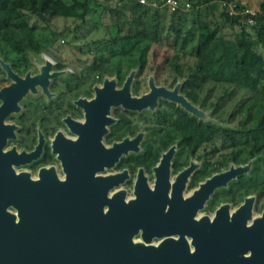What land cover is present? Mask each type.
<instances>
[{"label": "flooded vegetation", "instance_id": "af4514ba", "mask_svg": "<svg viewBox=\"0 0 264 264\" xmlns=\"http://www.w3.org/2000/svg\"><path fill=\"white\" fill-rule=\"evenodd\" d=\"M35 53L31 52V56ZM36 61L43 62L39 63L42 69L39 73H28L30 77L42 76L45 63L50 60L43 61L38 56ZM33 62L35 63V57L30 60L23 59V64L20 60L4 64L23 78L27 72L21 73L20 68L25 69L28 63ZM50 63L49 74L52 75L48 76L45 89L41 82H35L34 89L28 88L17 99L18 109L6 114L1 122L3 127H0V137L3 135V143L0 145V264H32L35 250L41 254L42 264H62L63 246L73 241L77 230L83 226L77 225L83 220L79 218V211H87V232L92 229L94 222L93 210L91 209L90 215L89 207L84 208L85 205L81 204L83 200L92 202L93 196L90 198L88 195H74L70 203L63 201L60 185L65 179V172L55 145L61 144L63 138L72 142L78 139L79 134L69 128L66 119L84 123V109L77 102L95 99L96 88H103L106 74L82 71L74 73L61 62ZM2 64L0 62V82H4L0 84V90L12 83ZM137 72L136 70L133 74L130 86L132 96H141L149 91L150 81L145 83L143 92L134 91L135 77L141 74ZM126 77L127 75L122 80L117 77L114 80V89H120ZM153 83L168 91L176 89V93L193 106L202 105L188 99L182 80L165 84L155 80ZM153 108L132 110L121 105L110 107L112 122L105 125L106 130L100 137V143L104 149L124 140L128 144L113 164L103 165L102 169L94 173V176L101 177L118 176L116 183L106 190V198L116 196L114 205L118 200L128 203L136 199L134 190L137 182L143 183L148 192L155 193L153 219L149 223L154 224L156 231L170 229L172 234H152L150 241L145 242L141 236L143 228L138 225L130 237L133 244L158 246L167 237L176 239L182 236L186 239L185 248L190 253L195 249L190 231L201 230L199 226L189 223V220L197 223L204 216L212 219L222 205H228L229 219L246 197L253 198L251 216L246 224L261 215L264 211V187L260 188L264 183L257 185L260 190L256 192L251 165L245 169L246 174L243 171L234 177L232 183L230 181L233 178H230L226 184L216 186L200 206H193L194 210L190 215L191 200H187L194 196L200 185L238 165L230 161L227 167H223L219 120L189 112L180 103L160 96ZM181 126L195 128L184 131L180 130ZM206 126H214L218 132L207 139L205 133L201 135L198 132V129ZM58 134L60 136L57 137ZM168 153L170 155L167 157L166 168L159 169L157 175L156 168ZM8 167L11 169L10 173ZM42 169L45 170L43 177ZM23 173L27 175L26 178H20ZM164 173L165 178L162 177ZM36 181L42 184L43 194L38 199H32L29 182ZM86 189L90 192L92 186L88 185ZM120 191L122 194L118 195ZM243 192L247 194H242ZM143 199L149 201L147 194H144ZM107 210L108 205L104 203L102 212ZM204 228L202 232L205 233L208 227ZM176 248L177 251L185 249L183 245Z\"/></svg>", "mask_w": 264, "mask_h": 264}, {"label": "water", "instance_id": "95a60500", "mask_svg": "<svg viewBox=\"0 0 264 264\" xmlns=\"http://www.w3.org/2000/svg\"><path fill=\"white\" fill-rule=\"evenodd\" d=\"M50 66V61H46L42 76L30 77L27 73L22 78L15 74L8 65H3L8 77L12 79V83L0 90V99L2 100L0 104V127H3L1 124L3 117L10 111L18 109L17 99L28 88L34 89L35 82H41L45 89L48 76L52 75L49 74ZM133 74L131 72L127 75L120 89H114V79L106 78L103 81V88H96L95 99L90 101L79 100L77 103L84 109V123L66 119L69 128L79 134L78 139L72 142L63 138L61 144L57 146L54 144L55 149L59 150L65 172V179L61 185L59 184L62 189L63 201L70 203L71 197L74 195L94 197L92 202L88 203L81 199L83 200L81 204L85 205L84 208L89 207L88 213L90 215L91 209L93 210L92 229L87 232L85 228L87 211L85 213L79 211V218L83 220H80L77 225L83 224V226L77 230L73 241L63 246L62 264H264V211L246 224L251 216L252 197H246L243 204L229 219L228 205H222L216 210L212 219L204 216L197 223L189 220V223L199 226L201 230V232L188 230L190 231L191 242L195 246L193 252L189 253L186 250V239L182 236L176 239L167 237L158 246L132 243L130 237L138 225L143 228L141 236L145 242L150 241L152 234H156V236L169 235L172 234V231L170 229L164 232L156 231L154 224L149 223V220L153 219L155 193L148 192L146 190L148 188L143 183L137 182L135 185L136 199L130 200L128 203L118 200L117 204L114 205L116 196L106 198V190L116 183L118 176H94V173L102 169L103 165L113 164L118 154L128 144L124 140L122 143L114 144L109 149L102 147L100 137L106 130L105 125L112 122L109 109L111 106L117 105L132 110L153 108L157 97L160 96L180 103L184 109L195 113L194 106L184 97L179 96L176 89L168 91L163 87L155 86L153 81L149 82L148 92L141 96H132L130 86L133 81ZM0 139L1 145L3 135ZM169 155L170 153L165 155L161 165L156 168L157 175L159 169L164 170L166 168ZM245 169L246 165L232 166L201 184L194 196L187 200H191L190 215L194 210L193 206H200L205 197L216 186L226 184L227 180L241 174ZM7 170L9 173L11 172L9 167ZM43 173L45 170L42 169V177ZM165 173H167L166 170ZM165 173L163 178H165ZM20 176V178L23 176L26 178L27 175L23 173ZM158 180L159 177L156 184ZM25 181L27 182L26 179ZM29 185L32 188V199H38L43 194L42 184L36 181L29 182ZM88 185L92 186L90 192L86 189ZM121 194L122 191L118 193V195ZM144 194H147L149 201L143 199ZM104 203L108 205L107 212H102ZM161 204L163 205L162 202ZM204 227H208V231L205 233L202 232ZM179 245H183L185 249L177 251L176 247ZM40 255L39 252L34 251L32 264H42Z\"/></svg>", "mask_w": 264, "mask_h": 264}, {"label": "trees", "instance_id": "16d2710c", "mask_svg": "<svg viewBox=\"0 0 264 264\" xmlns=\"http://www.w3.org/2000/svg\"><path fill=\"white\" fill-rule=\"evenodd\" d=\"M176 1L179 6L175 10L164 6V0H147L148 4H141L138 0L106 4V13L114 17L116 28L106 40V45L121 43L138 47L142 64L140 72L143 73L151 69L146 58L155 55L158 49L176 51L177 60L182 59L183 63L176 62L178 73L171 82L182 80L187 97L193 103L200 102L203 106L209 92L216 88L220 90L221 97L241 92L242 96L231 114H245L251 126L245 127L246 122L241 126H220V144L225 150L222 152V164L227 167L230 161L235 165L250 163L258 192L264 187L257 188L258 178L264 179V168L257 167V164L264 166V0L254 13L239 0H222L225 4L217 21L206 17L215 10L213 0ZM26 3L30 5L26 6ZM185 3L189 4L192 14L189 19L179 13ZM227 3L235 4L236 13H229ZM90 9V0H0V42L9 45L4 35H10L15 43L20 44L24 59H27V52H36L34 49L41 47L34 36L36 25H29L30 15L47 24L54 17L70 18L77 35L78 20L85 21ZM225 26L235 28L232 37L224 36ZM24 29H27L34 46L25 45L20 39L17 32ZM52 35L50 44L62 37L64 31L53 32ZM96 71L103 73L102 69ZM134 91L138 92L137 84ZM193 128L181 126L180 130ZM198 132L201 135L205 133L208 139L218 129L206 126Z\"/></svg>", "mask_w": 264, "mask_h": 264}, {"label": "rangeland", "instance_id": "374dc122", "mask_svg": "<svg viewBox=\"0 0 264 264\" xmlns=\"http://www.w3.org/2000/svg\"><path fill=\"white\" fill-rule=\"evenodd\" d=\"M122 0H90L91 8L86 20L78 23L80 24L79 32L77 35L73 31L75 26L74 22L70 18L54 17L48 24L42 22L41 20L30 15L27 10L26 14H29L28 22L29 25H36L34 30V36L41 44L40 48H35L36 51L34 56H31V52H27V59H33L35 57V63L27 65L25 69H21V73H39L42 69L41 64L43 62H37V57H41L43 61L46 59L52 61V63L61 62L66 68L74 73L79 72H91V73H102L97 72L96 69H102L103 73L106 74V78L122 80L125 75L136 70L137 74H140L141 58L140 49L136 46L122 45L121 43L108 44L106 45V40L111 34L115 32L114 17L111 14L106 13V4L110 3H120ZM242 5H244L249 11L256 12L259 8V4L262 0H239ZM26 1H23L25 3ZM20 4V3H19ZM29 6L30 3H26ZM212 5L215 10L210 16H206L213 21H217L219 18V13L222 10L223 1L213 0ZM189 7H183L182 13L186 18H191L192 14L189 11ZM135 25V24H134ZM235 28L225 26L223 29L224 36L232 37V33ZM64 31V35L59 39L56 38L53 44H50L52 33H59ZM27 29L17 32L19 33L20 39L25 45H32V39L29 34H27ZM76 35V37L74 36ZM9 45H6L3 41L0 42V62L8 63L13 61H21L23 64L24 52L20 44L15 43L13 38L8 35L5 36ZM54 38V37H53ZM30 40V41H29ZM46 40V41H45ZM124 47V48H123ZM15 48V49H14ZM127 49V53L125 52ZM130 51V52H129ZM138 61V63H137ZM147 66L151 69L135 77V84L138 86V90L141 92L145 89V83L148 81L160 82L162 84L169 83L177 76V63H183V60H177L176 51L171 49H158L155 55L148 56L146 58ZM140 62V63H139ZM176 64V65H175ZM7 65V64H6ZM23 66V65H22ZM0 82V84H2ZM179 82V81H178ZM176 85H179L176 84ZM246 95V94H245ZM241 92L235 94H229V96L221 97L220 90L214 89L209 92L207 97V102L201 107L194 106L195 113L200 116L211 117L213 119L219 120L221 125L229 126H241V123H245V127L251 126V121L245 114H231L233 108L236 106L237 101L241 98ZM222 98V99H221ZM215 102V105L213 103ZM154 109V108H153ZM152 109V110H153ZM17 113V112H14ZM222 152H225L222 147ZM246 168L251 164H245ZM261 165V166H260ZM257 167L264 168L262 164H257ZM247 170H244V174ZM233 178L230 182L232 183ZM260 182V183H259ZM258 183L263 184L264 179L258 178ZM256 185V184H255ZM242 194H247L243 192ZM258 211L256 210V213Z\"/></svg>", "mask_w": 264, "mask_h": 264}, {"label": "built area", "instance_id": "2783aa9c", "mask_svg": "<svg viewBox=\"0 0 264 264\" xmlns=\"http://www.w3.org/2000/svg\"><path fill=\"white\" fill-rule=\"evenodd\" d=\"M138 1L141 4H148L147 0H138ZM224 4L225 2H223V5ZM163 5L169 7L171 10H175L179 6L176 0H164ZM188 5H189L188 3H185V7H188ZM227 5L229 6L230 14L236 13L234 3H227ZM251 13H254V12H251Z\"/></svg>", "mask_w": 264, "mask_h": 264}]
</instances>
